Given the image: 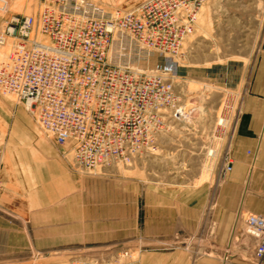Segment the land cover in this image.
I'll list each match as a JSON object with an SVG mask.
<instances>
[{"label": "rangeland", "instance_id": "1", "mask_svg": "<svg viewBox=\"0 0 264 264\" xmlns=\"http://www.w3.org/2000/svg\"><path fill=\"white\" fill-rule=\"evenodd\" d=\"M91 1L127 11L145 0ZM40 3L0 0V32L11 18L37 16ZM263 35L264 0H204L176 54L142 51L140 59L130 58L131 65L170 82L174 98L160 101L157 115L143 110L150 101L126 102V162L91 171L77 168L70 149L55 145L33 113L0 92V177L4 196L27 221L26 246L10 260L0 258V264H66L74 259L138 264L140 228L154 215L161 199L157 190H209L211 202L218 189L233 194L228 148L240 105L235 83L261 49ZM14 42L5 37L0 61ZM142 86L132 81L128 90L136 94ZM39 210L50 212L47 227L31 215Z\"/></svg>", "mask_w": 264, "mask_h": 264}, {"label": "built area", "instance_id": "2", "mask_svg": "<svg viewBox=\"0 0 264 264\" xmlns=\"http://www.w3.org/2000/svg\"><path fill=\"white\" fill-rule=\"evenodd\" d=\"M203 2L145 0L126 11L107 10L91 0H41L37 16L11 18L0 32V45L6 36L15 39L0 61V92L33 113L55 145L70 149L77 168L91 171L124 163L126 102L150 101L148 109L142 108L157 115L160 101L174 98L170 82L164 84L151 69L131 65L130 58L140 59L142 51L176 54ZM132 81L143 83L142 91L129 92ZM1 154L0 147V164ZM245 223L257 240L255 264H261L264 216L248 215ZM66 264L130 263L74 259Z\"/></svg>", "mask_w": 264, "mask_h": 264}, {"label": "crops", "instance_id": "3", "mask_svg": "<svg viewBox=\"0 0 264 264\" xmlns=\"http://www.w3.org/2000/svg\"><path fill=\"white\" fill-rule=\"evenodd\" d=\"M236 79L240 105L228 148L234 163L229 180L234 193L218 189L211 202L209 190H157L161 199L156 200L154 215L140 228L143 247L138 264L252 263L257 240L247 233L244 219L251 214L264 216V43ZM5 191L3 183L0 258L10 260L26 246L27 221L13 208L12 199L4 196ZM197 196L202 199L196 202ZM31 215L43 227L51 221L45 210L31 211ZM183 243L187 245L181 247Z\"/></svg>", "mask_w": 264, "mask_h": 264}]
</instances>
